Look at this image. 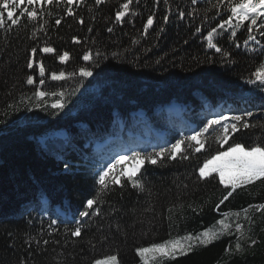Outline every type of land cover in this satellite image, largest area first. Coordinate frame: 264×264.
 <instances>
[{"label":"trees","instance_id":"obj_1","mask_svg":"<svg viewBox=\"0 0 264 264\" xmlns=\"http://www.w3.org/2000/svg\"><path fill=\"white\" fill-rule=\"evenodd\" d=\"M126 2L43 0L22 5L36 8V20L25 15L17 25L6 21L0 28V264H94L109 255H116L119 264H143L137 248L203 232L224 213L236 212L250 237L241 239L242 250L236 249L239 234L232 220L231 235L159 264H264V212L250 208L248 219L243 212L264 203V183L238 189L220 204L226 190L215 173V178H199L205 158L232 143L264 145V85L248 83L264 64V29L254 26L255 39L248 40L250 21H245L232 38L230 26L219 28L229 15L224 0L221 7H213L217 0H132L128 14L117 21ZM150 15L153 25L145 34ZM213 27L226 57L207 46ZM45 46L56 51L41 53ZM88 50L92 61L82 58ZM65 51L70 59L61 63L58 54ZM41 62L44 85L39 84ZM81 66L93 75L80 77ZM59 71L77 75L51 80V73ZM29 75L33 85L26 82ZM37 89L65 95L45 97L38 108ZM22 97L30 99L22 103ZM57 99L63 109L51 108ZM245 111L253 113L246 119L255 127L241 128L223 145L212 132L200 152L184 153L188 159L145 161L137 174L143 191L122 178L123 186L110 184L89 210L99 214L79 217L87 199L100 190L98 173L117 156L170 148L206 119ZM76 220L81 221L79 237L71 235Z\"/></svg>","mask_w":264,"mask_h":264},{"label":"snow or ice","instance_id":"obj_2","mask_svg":"<svg viewBox=\"0 0 264 264\" xmlns=\"http://www.w3.org/2000/svg\"><path fill=\"white\" fill-rule=\"evenodd\" d=\"M43 0H0V28H4L6 21L11 22V25H17L20 19L24 18L25 15L29 20H36L38 17V12L35 7L31 10L28 8H23L22 5H36L42 3ZM48 4H52L53 0H46ZM74 0H67L68 4H72ZM104 0H96L97 4L103 3ZM226 3L225 11L229 13L227 19H224L219 28L221 30L225 29V25L232 28L231 37H236V29L244 26L245 21H250V24L246 25L247 31L249 32L248 40H254L255 37L251 35L254 30V26L258 25V29H264V0H224ZM132 0H127L122 7V11L116 13V20L121 21L129 11V6ZM192 3H197V0H192ZM221 0H217V4L213 7H221ZM68 14L73 15L72 10L68 9ZM181 18H183L184 13H180ZM168 17L165 16L164 20L167 22ZM235 20V24L233 21ZM259 21V24H258ZM61 21L56 20V24L59 25ZM83 23V20H80ZM153 25V16L147 18V22L144 25V32L147 33L148 29ZM42 30V29H41ZM91 31V29H89ZM109 32L112 29H108ZM163 31V29H161ZM197 32L201 30L196 29ZM219 35L217 28L213 27L208 31L205 37L207 41V46L210 49H215L217 53H222L225 57L228 53L223 52V50L217 46L215 42V36ZM264 35V32H261ZM74 43H79L80 41L73 37ZM245 46H247L248 41L246 40ZM239 47V45H237ZM41 53H54L56 50L51 46H45L39 50ZM99 56L100 53H95ZM31 56H37V48L33 47L31 49ZM59 61L61 63H67L70 59L69 53L65 51L62 55L58 54ZM84 61H92L93 53L91 50L85 51L82 56ZM28 68L33 67V59H29ZM45 67L41 62L39 64V80L40 85H44L45 80ZM78 74L80 77H91L93 75L92 70L89 67L81 66L78 69ZM77 75L76 71L71 73H65L64 71L52 72L51 80L60 81L67 78H72ZM254 79H249L248 83L264 85V64H260L256 70L251 74ZM27 84L33 85L35 80L33 76L29 75L26 80ZM65 93L63 91H42L37 89L33 96L37 101L36 107H43L46 103L45 97H60L63 98ZM26 97L21 98L23 103ZM51 108L53 109H63L64 103L61 99H57L52 103ZM9 107H14L10 105ZM253 113L251 111H245L242 115H232L231 123L228 122V118L223 114H217L211 119H206L203 126L199 128L198 131H193L192 135L184 136L181 139L176 140L175 143L171 145L170 148L161 147L159 151L154 153L142 154L141 152H132L131 156L119 155L111 163L98 173V184L100 185V190L96 196L92 199H87L85 210L78 213L79 217H88L90 214H99V210L96 209L92 213L89 210L93 209L94 205L100 200L101 196L110 190L109 185H121V179L126 178L127 181L131 183L133 188L143 191L144 185L137 179V174L141 170V166L145 161L149 164H157L158 161H162L164 157L175 160L178 155L182 159H188L187 155L184 153L188 149H192L195 152H200L204 148L205 144L202 141L208 139V134L215 132L217 133L214 139L223 145L229 142L233 134L238 132L241 128L248 129L250 127H255L256 125L250 124L246 117H251ZM183 146V147H182ZM126 160L137 161L138 163L132 168L130 172L125 171L120 167L121 163ZM67 168L68 166L65 165ZM219 178V183L224 186L226 194L220 200V204H223L229 199L238 189L247 188L257 182L264 183V145L256 143L253 145H248L247 147L240 142L232 143L226 151H217L214 155L205 158L203 165L199 168V178L201 180ZM219 208V204L216 206ZM250 208H254L257 212H264V203L249 205V208L243 209L245 213V219H248L247 213ZM225 219L218 221L220 228L218 231L213 229L205 230L197 235L188 234L183 237H177L174 239H168L161 243H153L149 247H139L136 249L137 255L140 257L143 264H151L152 260L159 258L163 261L164 259H175L177 256L186 255L194 250V248L199 246H206L212 243L214 240L220 238L223 234L231 235L233 225L227 222V217L229 215L235 216L237 222L234 225L235 232L239 235L237 236L236 249L242 250L241 239H250V237L245 235L243 226L239 223L240 213H224ZM56 221L53 220L52 224ZM76 227L71 231V235L74 237H79L82 232L81 221H75ZM250 231V229H249ZM47 244V241H44ZM255 244L256 241L252 240ZM94 264H118V257L116 255H109L103 259H97Z\"/></svg>","mask_w":264,"mask_h":264},{"label":"rangeland","instance_id":"obj_3","mask_svg":"<svg viewBox=\"0 0 264 264\" xmlns=\"http://www.w3.org/2000/svg\"><path fill=\"white\" fill-rule=\"evenodd\" d=\"M226 117L228 118V122L229 123H231L232 121H231V116L230 115H226ZM196 131H198V129L196 130ZM126 153H123V154H121V155H124V156H131V155H128V154H126ZM136 163H138L137 161H132V160H126V161H123L122 162V164H124L125 165V171H127V172H130L131 170H132V168L135 166V164ZM143 167V165L141 166V168ZM241 215V214H240ZM239 218H242V216H239ZM223 219H225V218H223ZM227 222L228 223H230V224H232V220H237V218L235 217V216H228L227 218ZM259 220V219H258ZM256 222H254V225L253 226H256L257 225V220H255ZM240 224L243 226V230H244V232H245V228H244V225H243V223H241L240 222ZM219 228H220V225L217 223V224H215L214 226H212L211 228H209V229H213V230H216V231H218L219 230ZM204 232V231H203ZM200 233H202V232H200ZM197 234H199V233H197ZM197 234H192V235H197ZM224 235L225 234H223V235H221L220 236V238H222V237H224ZM219 238V239H220ZM218 240V239H217ZM217 240H214L213 242H215V241H217ZM147 247H149V246H147ZM199 247H201V246H199ZM197 248V247H196ZM167 259V258H166ZM165 260V259H164ZM159 263H161V260H159V258H157V259H155V260H152L151 261V264H159ZM118 264H119V261H118Z\"/></svg>","mask_w":264,"mask_h":264}]
</instances>
